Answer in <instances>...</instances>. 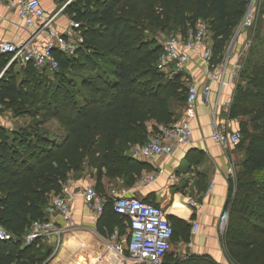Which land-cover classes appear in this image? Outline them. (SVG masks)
Masks as SVG:
<instances>
[{"label": "trees", "instance_id": "obj_1", "mask_svg": "<svg viewBox=\"0 0 264 264\" xmlns=\"http://www.w3.org/2000/svg\"><path fill=\"white\" fill-rule=\"evenodd\" d=\"M139 3L143 0H74L66 6L80 25L83 43L70 56L54 51L56 71L78 76L82 102L67 86L54 90L52 116L61 129L58 139L49 129L25 132L0 126V227L13 235L21 236L33 221L43 220L50 196L61 194L70 175L82 172L86 165L95 167L97 181L103 175L123 176L128 185L146 168L126 154V143H144L150 134L148 121L169 125L170 102L185 103L187 86L182 73L166 78L156 69L161 48L155 40L141 39V30L162 26L168 32L185 31L203 20L217 66L246 8L244 0H151L144 25ZM257 47L245 59L242 84L234 89L229 111L241 133L235 149L241 147L244 153L230 182L222 236L227 256L236 264H264V52ZM256 54L261 58L253 60ZM40 71L47 70L32 64L15 70L11 64L0 78L2 109L32 100L35 94L21 89L18 73L30 81ZM101 217L116 222L119 233L128 227V218L114 212L111 198L105 200ZM167 218L173 227L171 239L187 235L184 221ZM43 242L37 239L23 245L20 240H0V264L42 261L37 251L45 248Z\"/></svg>", "mask_w": 264, "mask_h": 264}, {"label": "crops", "instance_id": "obj_2", "mask_svg": "<svg viewBox=\"0 0 264 264\" xmlns=\"http://www.w3.org/2000/svg\"><path fill=\"white\" fill-rule=\"evenodd\" d=\"M72 1L74 0H40L45 14H56L53 25L59 33H63L73 20L66 7ZM234 35L224 55L227 54V48L231 45ZM246 38L244 31L238 38L239 42L232 45L228 56V68L235 62ZM46 40L47 35L38 28V24L26 26L14 9L0 2V42L14 44L31 42L41 46ZM7 58V54L0 53V73L10 66L6 68ZM13 65L15 70L20 67L18 64ZM183 75L186 81H209L197 60L188 64ZM2 76L3 74L0 78ZM227 80L226 76L225 81ZM210 85L212 105L208 108L198 104L196 116L191 121L193 132L190 144L176 146L172 154L167 157H135L131 151L138 143H126V154L146 164V168L130 185L123 176L110 178L103 175L97 181L92 172L95 189L105 200L110 198L109 189L115 187L117 192L126 191L129 196L159 205L164 208L167 216H174L185 222L187 235L179 234L171 239V248L164 258V264H228L230 262L222 241L227 222L222 225L220 217L225 209L228 212L226 202L230 192V182L233 181L228 170L233 166L234 148L223 149L209 136L214 121L226 122L230 131L238 130L237 123L229 118V113L226 114L220 105H215L219 91L221 92L219 99L224 101L233 93L234 87L231 83L220 86L219 82L215 81L210 82ZM169 109L172 112L171 123H173L182 117L184 103L171 101ZM9 112L8 109H0V126L11 129L7 125ZM154 124V120L145 124L150 134L153 133ZM158 169H162L163 172L153 183L147 186L140 184L141 176ZM71 175L65 182L69 193L72 194L69 201L72 220L70 228L60 235L58 244L43 242L46 256L35 264H127L123 257L114 252L112 245L115 242L125 250L129 238L128 227L123 233H119L120 228L116 222H108L101 217L102 214L95 216L87 210L81 193L86 184L85 175L75 182ZM190 200H194L197 205H191ZM193 222L198 224L196 233L192 232ZM57 224H62L60 219ZM115 231H118L119 236L116 240H112L111 235Z\"/></svg>", "mask_w": 264, "mask_h": 264}, {"label": "built area", "instance_id": "obj_3", "mask_svg": "<svg viewBox=\"0 0 264 264\" xmlns=\"http://www.w3.org/2000/svg\"><path fill=\"white\" fill-rule=\"evenodd\" d=\"M246 2L245 11L238 22L235 30V37L227 48V54L217 66L212 64V40L207 23L197 20L193 27L183 31L181 28L166 33L160 42V53L156 61V69L162 72L166 78H172L177 73H184L188 64L199 62L203 73L209 81L188 80L186 90V100L182 117L175 122L164 125L156 124L155 131L151 133L142 144H137L132 148L131 154L135 157H167L174 151L176 146L187 145L191 142L192 127L191 121L196 116L198 104L210 108L212 105L210 82H219L220 86L231 83L238 78L243 67L245 55L251 46V40H245L241 50L238 52L235 62L228 68V56L235 39L244 31L255 26L259 12V0H244ZM8 8L14 9L19 18L26 26L38 24V28L45 32L47 40L45 44L36 46L31 42L14 44L11 42H0V53L7 54L8 64H18L25 66L32 64L36 69H46L54 72L58 69V61L54 56L57 50L65 55H73L83 43L80 25L72 20L63 33L57 32L54 27L56 14L47 15L40 3V0H0ZM2 70L0 76L4 73ZM227 76L228 80L225 81ZM185 78V76H184ZM218 98L215 105H220L223 111L228 114L233 101V93L224 101ZM2 105L0 104V109ZM212 132L209 138L223 149L235 148L241 140L239 130L230 131L224 121H214L211 125ZM233 165V163H232ZM162 169L149 172L140 178V184L147 186L153 183ZM234 167L230 166L228 173L234 180ZM86 184L82 188L84 206L93 215L99 216L104 209L105 198L96 191L92 175H86ZM114 212L128 218L127 226L129 238L125 250L120 244L113 243L112 249L119 254L122 259L134 264H164V257L171 248V237L173 227L167 218L163 207L145 202L135 196H129L124 192H117L115 187L109 189ZM68 187L63 184L62 192L59 195H51L45 207L46 216L43 220L33 221L27 232L21 236H15L4 228L0 227V240L16 241L20 240L23 245H29L37 239H42L47 243L58 244L59 237L71 225L70 199ZM191 205H197L194 200H190ZM221 224L225 225L228 218L227 209L221 214ZM58 219L62 224L58 225ZM198 224L193 222L192 232L196 233ZM119 236L115 231L111 238L116 240ZM228 264H236L232 261Z\"/></svg>", "mask_w": 264, "mask_h": 264}, {"label": "rangeland", "instance_id": "obj_4", "mask_svg": "<svg viewBox=\"0 0 264 264\" xmlns=\"http://www.w3.org/2000/svg\"><path fill=\"white\" fill-rule=\"evenodd\" d=\"M260 3V12L256 21V24L254 27L246 31L247 35V40H251V46L249 47V50L247 54L245 55V59L250 51L252 50L254 45H258V49L261 48V52H264V0H259ZM152 8L151 0H143V3H139L138 9L143 10V22L144 25L145 23H148L147 17L150 13V10ZM138 10V11H140ZM137 11V12H138ZM169 28L168 27H162V26H149L145 27L144 30L140 31V36L141 39L143 40H155V44L160 46V42L162 39L165 37L166 33L168 32ZM242 34L235 39V44L239 42L238 38H240ZM261 56L255 55L253 57V60H258L260 59ZM243 62V64H244ZM213 64V61H212ZM39 74H36L33 76V78L29 81L28 77L24 75V73H18V80L21 82L22 86L21 89L27 91L30 89L35 96L33 99H29L26 102L22 103L19 105L17 108L13 109H8L9 115L7 118V122L11 128V130H24L25 132H30L31 130H36L37 128L40 129H49L50 131H54V134L57 133L56 137L57 139L59 138V132H61L60 127L56 123L55 118L52 116V109L54 107V90L57 89L58 86H62L65 88V86L73 89L71 90L74 98L77 100L78 103L81 104L82 99L80 97L79 87H78V76H74L71 73H68L66 75L65 72L57 71L56 72H49V71H40L38 72ZM57 74V75H56ZM73 80L74 83L71 81ZM186 85L188 81L184 79ZM240 74L238 78L234 81V89L238 84L240 83ZM66 89V88H65ZM6 109V108H5ZM4 109V110H5ZM245 119H247L245 117ZM237 123V128L239 129V122L235 120ZM244 138V134L242 133V139ZM232 155H233V167L235 170V174L233 178L235 179L236 172L239 169V163L241 159L244 156L243 150H241V147L239 148H234L232 150ZM91 155V154H89ZM97 155H94L93 158L91 159V162L95 161L94 158H96ZM44 157L42 156V159ZM89 159V158H88ZM35 160L33 161V163ZM92 172L95 175V167H90L86 165L83 168V171L78 173H72L71 178L75 182L82 176L86 175H92ZM40 254H42L40 257H45V249L37 251ZM38 254V253H36ZM39 256V254H38ZM127 264H134L131 262H128Z\"/></svg>", "mask_w": 264, "mask_h": 264}, {"label": "bare ground", "instance_id": "obj_5", "mask_svg": "<svg viewBox=\"0 0 264 264\" xmlns=\"http://www.w3.org/2000/svg\"><path fill=\"white\" fill-rule=\"evenodd\" d=\"M66 262V261H65ZM78 263V262H77Z\"/></svg>", "mask_w": 264, "mask_h": 264}]
</instances>
